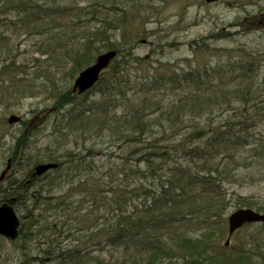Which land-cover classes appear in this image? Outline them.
Instances as JSON below:
<instances>
[{"label": "trees", "instance_id": "obj_1", "mask_svg": "<svg viewBox=\"0 0 264 264\" xmlns=\"http://www.w3.org/2000/svg\"><path fill=\"white\" fill-rule=\"evenodd\" d=\"M73 2L0 0V61L5 67L0 68V88L7 91L0 98V107L7 102L14 106L20 95L36 89L35 83H27L25 75L13 70L14 60L5 63L8 58L3 53L11 51L6 30L31 35V30H41L47 22L62 31L53 33L59 37L56 42L74 36L66 50L67 58L76 63L73 72L91 63L101 49L114 48L118 53L88 93H60L54 107L65 108L67 122L63 126L67 129L57 136L55 151L26 146V135L15 139L11 159L17 157L22 143L26 165L20 174L24 177L1 190L0 202L16 197L15 209L22 216L19 253H28L33 248L27 244L41 239L46 243L43 254L51 264H170L175 243L199 258L207 245L206 234L214 229V219L223 223L226 211L233 206L264 210L263 203L253 202L249 196L232 193L226 197L224 192L225 183L247 182L249 178L264 183V136L253 128L262 116L251 114L264 110L259 106L263 90L251 80L216 84L206 79V68L181 73L158 70L159 64L151 63L159 59L133 55L135 37L124 39L123 21L115 18L117 13ZM95 12L100 15H92ZM87 14L88 19L80 23ZM117 29L121 38L116 43L109 31ZM76 35H80L78 40H74ZM133 64L151 68L141 73L138 68L134 73L129 71ZM20 70L26 71L25 64ZM3 74L9 84L3 81ZM95 92L99 99H90L96 97ZM221 116L224 125L217 123ZM70 140L74 151L68 148L73 145ZM97 147L119 152L122 160L117 162H122V168L112 161L106 167L110 170L102 172L103 163L85 160L102 153ZM83 150L87 153L81 155ZM22 157L18 156L17 163ZM173 158L191 167L176 166ZM47 159H58L60 165L72 162L65 168L75 171L78 180H70L71 186L63 191L67 184L62 183H69L67 172L49 174L46 181L44 175L32 176V166ZM93 167L105 178L91 174ZM53 184L52 195H46V188ZM85 203H90L89 207H84ZM83 233L87 240L100 238L112 249L105 256H92L77 245L62 248L63 241L83 238ZM34 261L29 258L25 264Z\"/></svg>", "mask_w": 264, "mask_h": 264}, {"label": "rangeland", "instance_id": "obj_2", "mask_svg": "<svg viewBox=\"0 0 264 264\" xmlns=\"http://www.w3.org/2000/svg\"><path fill=\"white\" fill-rule=\"evenodd\" d=\"M60 1L66 5H70V2L73 0H68L67 2L64 0ZM73 3L80 6L88 5L89 7L94 5L98 11H100L98 9L100 8L111 11L110 14L117 13L115 18H120L123 21L121 33H124L122 34L124 39L128 41V38L135 37V42H132L133 55L138 57L142 55L141 59L148 58L150 61H153L152 59L154 58L159 59L158 63L153 61L151 64L152 66L159 64L158 69L161 71L173 67L177 71H189L195 69L196 66H205V64L210 66V68L223 71L226 68L227 61L231 60L233 61L232 63H235L232 58L237 59V55H240L247 59H256L254 66H252L255 68V77L264 81V0H159L158 2H149L148 0H75ZM102 6H104V9L101 8ZM92 15L99 16L100 14L99 12H95ZM87 19L88 14L80 18V23H83ZM42 24V29L31 30V35L20 34L18 32L10 34V30H6V33L9 34L6 41H8L11 51H3V55L8 58L5 63L14 60L15 68L13 70L20 71L17 73L25 75L23 80H27V83H35L36 89L32 90L31 93L26 92L20 95L15 101L14 106H11L10 102H7L4 108L0 107V172L11 163V167L0 185V188L5 189V191L10 184L12 185L11 181L16 182L19 178L22 180L24 177L20 174L23 166L26 165V158L22 157L25 153L22 150L24 146L22 143L19 145L18 149L20 151L17 152V157L14 155L15 159H11V155L15 149V139L26 135L28 139L26 146L28 144L30 146L35 145L36 147H40L41 150L48 148V150L53 152L56 149L57 136H63L67 129L63 126L66 124L63 117L64 112L54 107V104L61 92L67 91L69 94H72L73 79L78 71H72L76 63L67 58L69 55L66 50L73 42L72 38L74 36L71 35L64 40L56 42L54 39H58L59 37L55 36V34H60L62 31H59V28L47 26L49 25L47 22ZM70 30V28H66V31ZM109 32H112L110 39L117 43L119 38H121L118 34L120 33L119 29ZM79 37L76 35L74 40H78ZM197 49H202L203 52L199 53ZM102 51L103 49L100 50V52ZM13 55L17 56L16 60L12 57ZM23 64L26 66L25 72H21L20 70ZM2 65L4 67V64L0 61V68ZM140 65H144V63ZM140 65L133 64L129 71L138 73L136 69L140 68L139 71L141 73V71L151 68L147 66L139 67ZM9 68L11 69V67ZM2 78L5 84H9L7 76L3 74ZM259 79L253 80V82L256 85L264 83ZM219 80H221L219 77L213 79L214 82ZM224 81L221 80L220 82ZM4 92H7L5 88H0V98ZM94 94L96 97H90V99H99L100 94L96 92ZM259 100L263 101V104L259 106H264V96L262 97L261 95V99ZM87 107L84 108V111L88 109ZM11 113L19 116V120L8 124L6 117ZM251 114L263 117L260 121H256L254 128L256 131L264 134V116L262 115L264 114V110L261 112L251 111ZM70 141L73 145L68 148L74 151V142L73 140ZM78 144L84 145V143L80 142ZM11 148L12 151L10 150ZM97 148L102 153H99L90 160H93L95 164L103 163L104 168L102 172L105 169H109L106 167L111 166L110 162L112 161H115L117 166L122 168V162H117L121 159L119 152L110 148ZM57 150L61 151L59 148ZM85 153L87 151L83 150L81 155ZM18 156L22 157V159L17 163ZM107 158L111 159V161ZM58 159L60 160V157ZM85 160L90 161L88 157ZM173 161L176 162V166H189L187 162L182 161L180 158H173ZM69 165H73V163L69 162L65 164L58 171L60 173L67 172V182L70 183V180L75 181L79 177H74L76 172L72 169H66L69 168ZM93 170L94 172L91 174L104 177L103 173L95 167H93ZM245 180L247 182L241 180L240 183H225L224 186L227 188L224 190L225 193L236 192L242 196L249 195L253 201L259 199L264 204V183L251 178ZM44 181H46V177H44ZM69 185L71 186V183ZM51 189L53 187H48L45 190V194L52 195L50 193ZM62 189L65 191L63 186ZM2 193L0 190V194ZM89 205L90 203L88 206L85 203L84 207H89ZM233 209L231 208L227 214ZM83 210H80V213ZM213 235L215 234L211 236ZM225 236L215 240L218 245L214 244L213 250L212 248H208L207 254L200 261L201 264H237L234 260H231V257L237 253L236 249L238 248H245L247 250L242 264H264L260 255H252L256 250L255 246L246 245L249 241L253 245L264 241V232L260 231L258 224L245 226L237 231L227 246L224 243ZM34 241L36 244L30 247L35 252L30 251L23 257L28 259L33 257L38 258L39 263L37 264H40L42 263V259H44V254L36 253L34 248L38 247V245L44 246L41 239H34ZM94 241L87 244L90 242L88 241L85 243L87 245L81 244V246L85 245V248L91 250L92 253L100 252V247L96 246ZM27 245L29 246V244ZM17 246H19L18 243L13 244L0 240V264L22 263L23 257L15 251ZM261 251L263 252V250ZM174 253L170 257L171 264H188L187 262H183V260L197 264L196 261L191 260L188 253L182 251V248L175 249Z\"/></svg>", "mask_w": 264, "mask_h": 264}, {"label": "water", "instance_id": "obj_3", "mask_svg": "<svg viewBox=\"0 0 264 264\" xmlns=\"http://www.w3.org/2000/svg\"><path fill=\"white\" fill-rule=\"evenodd\" d=\"M114 50H108L106 53H102L97 56V59L93 65L86 67L85 70L80 72V75L76 78L74 89L79 91H85L87 88L93 85V83L98 79L99 71L106 67L110 62V59L115 55ZM19 117L11 115L8 118L9 122H14L18 120ZM56 166L55 163L38 164L35 167V172L40 174L48 169V167ZM6 170L2 171L0 174V180L3 178ZM229 229L233 231L235 227L244 223V221H255L261 220L264 225V214L253 212L250 209H240L229 217ZM18 220L13 212L11 206L3 203L0 205V233L11 238L17 235Z\"/></svg>", "mask_w": 264, "mask_h": 264}, {"label": "bare ground", "instance_id": "obj_4", "mask_svg": "<svg viewBox=\"0 0 264 264\" xmlns=\"http://www.w3.org/2000/svg\"><path fill=\"white\" fill-rule=\"evenodd\" d=\"M226 68L223 69V71H221V74L219 76V78L221 80H225L227 79V76H229L230 74H232L236 69H238V64L237 63H232L230 61H228L226 63ZM129 87L131 88V84L129 85ZM225 120V117L224 116H221L219 117L218 119V122L220 125H224L226 122L224 121ZM229 121V119H228Z\"/></svg>", "mask_w": 264, "mask_h": 264}]
</instances>
